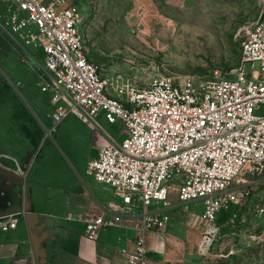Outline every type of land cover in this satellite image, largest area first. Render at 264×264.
<instances>
[{
  "label": "built area",
  "instance_id": "built-area-1",
  "mask_svg": "<svg viewBox=\"0 0 264 264\" xmlns=\"http://www.w3.org/2000/svg\"><path fill=\"white\" fill-rule=\"evenodd\" d=\"M4 1L12 38L33 57L29 48L43 53L41 90L50 94V134L69 115L106 133L86 173L113 189L122 203L110 205L116 215L87 221L89 239L118 226L124 214L140 205L135 249L127 264H149L146 234L165 228L167 209L202 201L206 239L226 205L252 194L243 175L264 172V15L247 33L240 64L232 71L216 69L206 80L159 76L125 95L115 93L89 60L87 19L77 5L69 0ZM101 117L122 128L126 137L121 141L106 132ZM18 215L23 217H0V229H16Z\"/></svg>",
  "mask_w": 264,
  "mask_h": 264
},
{
  "label": "rangeland",
  "instance_id": "rangeland-1",
  "mask_svg": "<svg viewBox=\"0 0 264 264\" xmlns=\"http://www.w3.org/2000/svg\"><path fill=\"white\" fill-rule=\"evenodd\" d=\"M69 2L87 19L89 60L115 93L125 95L148 87L159 76L206 80L216 69L232 71L240 64L247 33L264 15V0ZM9 12V5L0 0V148L14 150L12 159L20 165L31 145L34 150L42 145L52 153L44 162L69 167L76 179H91L87 165L105 132L69 115L48 134L54 123L49 118L50 94L41 90L43 53L29 48L33 57L12 38L5 23ZM99 122L121 141L126 137L122 128L102 117ZM33 176L28 177V186ZM243 179L252 194L241 203L226 205L208 238L203 232L202 264H264V172L246 173ZM185 209L196 210L193 205Z\"/></svg>",
  "mask_w": 264,
  "mask_h": 264
},
{
  "label": "crops",
  "instance_id": "crops-1",
  "mask_svg": "<svg viewBox=\"0 0 264 264\" xmlns=\"http://www.w3.org/2000/svg\"><path fill=\"white\" fill-rule=\"evenodd\" d=\"M47 130L50 136L56 131L50 134ZM105 141L106 133L90 160ZM34 149L31 145L26 160L19 165L12 159L14 150L0 148L3 167L26 169L24 186L26 202L30 204L26 218L17 216L16 229H0V264H127L128 253L135 249L140 205L124 214L121 224L101 229L95 240L89 239L87 221L94 216L116 215L117 210L110 205L121 204V197L90 176L91 179H76L69 167L44 162L52 153L44 151L42 145ZM28 158L29 165L24 167ZM39 161L40 167L36 168ZM31 174L33 181L28 186ZM171 200L176 202V193ZM188 205L196 210L185 209ZM203 211L202 201L167 209L169 221L165 228L146 234L149 264H202L199 244L206 226Z\"/></svg>",
  "mask_w": 264,
  "mask_h": 264
},
{
  "label": "water",
  "instance_id": "water-1",
  "mask_svg": "<svg viewBox=\"0 0 264 264\" xmlns=\"http://www.w3.org/2000/svg\"><path fill=\"white\" fill-rule=\"evenodd\" d=\"M28 165L29 158L23 166ZM25 171L26 169L7 168L0 164V185H3L4 192V195L2 197L0 196V204L4 206V210L0 211V217L22 214L26 218L30 204L26 202L27 197L24 186Z\"/></svg>",
  "mask_w": 264,
  "mask_h": 264
},
{
  "label": "flooded vegetation",
  "instance_id": "flooded-vegetation-1",
  "mask_svg": "<svg viewBox=\"0 0 264 264\" xmlns=\"http://www.w3.org/2000/svg\"><path fill=\"white\" fill-rule=\"evenodd\" d=\"M4 210V206L0 204V211Z\"/></svg>",
  "mask_w": 264,
  "mask_h": 264
},
{
  "label": "trees",
  "instance_id": "trees-1",
  "mask_svg": "<svg viewBox=\"0 0 264 264\" xmlns=\"http://www.w3.org/2000/svg\"><path fill=\"white\" fill-rule=\"evenodd\" d=\"M33 143H34V144H37V142H36L35 140L33 141Z\"/></svg>",
  "mask_w": 264,
  "mask_h": 264
}]
</instances>
